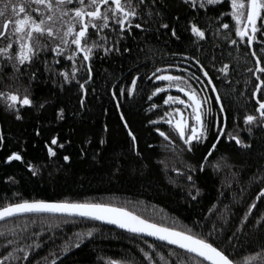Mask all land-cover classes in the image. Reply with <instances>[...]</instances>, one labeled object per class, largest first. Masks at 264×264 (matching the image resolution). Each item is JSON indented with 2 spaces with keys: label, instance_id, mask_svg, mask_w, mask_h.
Instances as JSON below:
<instances>
[{
  "label": "trees",
  "instance_id": "obj_1",
  "mask_svg": "<svg viewBox=\"0 0 264 264\" xmlns=\"http://www.w3.org/2000/svg\"><path fill=\"white\" fill-rule=\"evenodd\" d=\"M4 2L19 4L24 0ZM68 6L79 5L73 0ZM149 7L159 11L178 28L180 39L170 35L171 27L167 30L159 27L157 21L163 23L164 20L155 12L149 15ZM230 8V0H217L215 4L196 10L177 0H157L155 5L151 0H145L141 5V22L145 28L133 26L131 33L126 32L119 42L120 52L96 54L91 58L93 79L87 85L86 94L78 87L79 81L87 78L86 70L81 69L78 77L63 82V86L60 77L46 70L41 62L45 58L54 67L68 70L71 67V60L65 54L57 57L58 64L53 60L56 53L51 52L52 41L46 37L41 40L49 46L48 49L32 62H25L29 66H22L18 73L5 65L0 56V92H17L21 98L28 94L35 102V106H19L21 118H17L15 110L8 109L4 98H0V134L4 137L0 141V206L20 199L114 203L169 227L192 231L195 226L196 233H203L218 247L227 249L230 258L239 264H264V257L256 255L264 248V223L258 222L264 220V197L256 200V193L264 187V125L252 124V130L248 131L249 126L243 122L244 115L255 114L256 101L252 92L258 80L252 75L256 67L249 47L243 42L234 46L225 39L235 36V21ZM221 12L225 15L215 20ZM22 15L17 9L15 15L9 12L0 16V27L4 19H9V29L13 28L14 20ZM34 15L39 18V14ZM189 19H195L201 27L207 28L206 37L198 46L191 43L195 37L186 27ZM222 22L229 23V29L221 28ZM257 23H261L259 18ZM104 31L114 35L112 29ZM91 32L94 34L95 30ZM94 38L93 35L89 39ZM6 43L5 38L0 37V47ZM260 47L264 45L254 43L252 50L264 57ZM17 49L18 45L14 43L13 50ZM184 52L200 58L210 70L225 105L227 130L239 135L247 146L238 145L225 136L218 142L210 159L203 160L216 135L210 124L208 140L196 146L194 151H188L173 127L166 121L156 120L169 108L163 103L169 93L185 96L175 88L153 97L151 102L156 103L158 109L148 111V94L161 86V82L151 76L142 77L165 64H177L179 67L171 69L174 74L188 76L185 69H190L195 73V76H189L192 86L202 90L200 95L213 97L204 105V117L206 124L209 121L214 124L219 114V105L214 100L216 93L190 56L181 55ZM226 62L231 78L221 80L218 70ZM32 72L37 73L35 79H30ZM137 72L141 73V78H138L134 97H120V101L121 110L138 137L140 155L132 150L131 139L111 97L113 88H127ZM82 94L85 95L83 105L80 103ZM257 96L264 97V94L258 92ZM172 104L183 109L178 101ZM208 104L214 109L211 114L207 112ZM60 107L65 109L63 119L57 117ZM190 111H185V115L188 116ZM189 119L191 122V117ZM149 121L155 123L149 124ZM104 124L108 125L106 131ZM157 127L167 132L171 139L166 140L156 133ZM52 136H57L64 147L57 146L56 155L49 157L45 141L50 142ZM101 137L106 141L102 145L99 144ZM81 148L85 150L84 155H81ZM12 151H19L23 160L7 161L6 157ZM64 154L71 159L64 161ZM202 161L206 165L204 170L193 173L199 191L190 192L192 184L187 181L185 172L178 174L175 169L187 170L188 164L198 167ZM29 162L36 166L35 174L27 167ZM217 163L218 168L214 166ZM6 177L13 179L9 181ZM253 200H256V207L242 223ZM89 228L93 229V235L85 236L76 245L74 234ZM212 229L215 234L210 232ZM5 235L7 239L15 240L10 247L2 242ZM233 236L235 238L229 240ZM69 237H72L69 250L61 254L63 242ZM33 241L39 246L33 248ZM152 244L157 247H150ZM21 245L29 248L27 260L23 259ZM12 248L20 249L14 253L20 260L8 257ZM141 249L150 251L157 264H188V257L182 250L94 221L59 215H28L0 223V255L5 256L0 264H45V259L47 264H53L52 253L58 257L55 264H108V258L145 264L147 258ZM157 252L163 257L156 255ZM193 264L197 262L193 261Z\"/></svg>",
  "mask_w": 264,
  "mask_h": 264
},
{
  "label": "snow or ice",
  "instance_id": "obj_2",
  "mask_svg": "<svg viewBox=\"0 0 264 264\" xmlns=\"http://www.w3.org/2000/svg\"><path fill=\"white\" fill-rule=\"evenodd\" d=\"M145 0H77L79 6L69 7L73 3V0H24V3H5L4 0H0V16L8 15L9 12L13 15L19 13L23 14L21 18L14 20V27L9 29L10 20L4 19L3 25L0 27V37L5 38L6 45L0 47V56L4 58L2 61L5 65L12 67L14 72H19L22 66L26 65L25 62H32L37 55L42 51L48 49V45L43 43L41 37H46L52 41L51 52L56 53L53 60L59 63L57 57L61 54H65L66 58L71 60L70 70L62 67H54L47 58L41 62L45 65L46 70L60 77L61 86L63 82L70 81L79 76L81 69L86 70V79H81L78 83V87L82 93H87L88 83L93 79L92 76V62L91 58L96 54H108L110 52H120L119 46L120 39L127 33H131L133 26L137 29H144L145 25L142 20L141 5ZM217 0H186V3L191 8H204L207 5L215 4ZM157 0H151V4L155 5ZM35 4V7H31ZM230 12L231 17L235 21V36L225 37L228 44L234 46L243 42L249 47H252L254 43L264 45V0H230ZM103 6V7H102ZM246 8V13H245ZM39 14L37 19L34 14ZM155 12L160 16L163 23L159 24L162 29H169L171 27L170 35L176 39H180L178 35V28L174 24H170L165 17L160 15V12L154 8L149 7L148 13L151 15ZM58 13V15H57ZM225 15L221 12L219 16L214 19L219 20L220 16ZM140 17V20H134V18ZM258 18L261 23H257ZM115 27H113V23ZM211 23V21H208ZM57 24L66 25L65 27H58ZM78 25V27H77ZM187 30L195 37L191 41L193 45L202 42L206 37L207 28L201 27L199 22L195 19H189L186 23ZM220 27L223 29H229L230 25L227 22H222ZM90 28L95 30L93 34L90 32ZM112 29L114 35H108L104 30ZM126 30V31H125ZM219 35V33L217 32ZM94 35V39H89ZM238 38V39H237ZM58 41V42H57ZM14 43L18 45L17 50H13ZM125 52L130 51L124 49ZM260 52H264V47L259 48ZM82 53V56L79 54ZM182 56H190V59L198 66L199 71L202 72L203 77L206 78V82L211 86L213 92L216 93L214 100L219 105V114L216 115L214 124L209 121L206 124L204 112V105L213 100V97L207 95H200V91L192 86L189 76H195V73L190 69H185L189 73L188 76L176 75L171 69L179 67L177 64H165L162 67H157L154 71L149 72L142 78L151 76L153 79L160 81L161 86L155 87L149 94V106L148 111L152 109H158L156 103H152V98L157 94L163 93L165 90L172 88L178 89L180 93H184L185 96L172 95L169 93L164 99L163 103L169 105L167 111L163 115L157 116L156 120L166 121L167 125L173 127L178 137L183 141L188 151H194L196 146L204 143L208 140L209 125L215 128V138L211 142L210 147L203 157V160H209L214 150L218 147V142L227 137L228 140L235 141L236 144H245L239 135H234L227 130V115L225 112V105L222 102V95L218 91L217 84L213 82V76L210 74V70L206 67L201 59L195 55H190L187 52L181 53ZM252 56L256 57L255 67L257 71L252 75L256 76L259 81L255 84L252 92L253 97L256 98L255 114L249 113L243 116V122L248 127V131H251L250 125L261 124L264 125V97L257 96V92L264 94V57L257 55V51L253 50ZM79 56V60L77 57ZM215 58L213 57V60ZM79 64V67H78ZM215 67V64H213ZM221 73L220 79H230L229 64L223 63L219 70ZM37 77L36 72L30 73V79ZM138 78H141V73L137 72L131 77L130 85L125 87L113 88L111 90V97L114 101V106L119 112V119L121 120L123 127L126 129L128 136L131 139L132 150L140 155L138 148V137L132 130L129 122L125 116V112L121 110L122 105L120 97H134L137 88ZM199 79V78H197ZM53 83H57V80H53ZM95 91V89H93ZM0 98H4L6 107L10 110H15L17 118H21L19 106H35V102L28 94L23 95L21 98L17 92H0ZM85 101V95L80 96V103L83 105ZM179 102L183 105V109L178 106H173L172 102ZM42 106V105H41ZM190 109L188 116L185 115V111ZM107 111V109H105ZM65 109L60 107L57 109V117L63 119ZM207 112L209 114L214 112L211 104H208ZM178 114V115H177ZM189 117H191V122ZM155 121H149V124H153ZM104 130L108 129V125L104 124ZM155 132L166 140H170L171 137L167 132L163 131L161 127L155 128ZM39 134V129H37ZM4 139L0 134V141ZM105 138L101 137L99 144H104ZM90 143V141H85ZM47 148V154L49 157L56 155L57 146L63 148L64 144L59 142L57 136H52L51 141H45ZM245 146H247L245 144ZM151 147V146H149ZM99 151V149H97ZM85 154V150L81 148V155ZM13 159L23 160V157L19 151H12L7 157V161ZM71 157L68 154L63 155L64 161H69ZM222 159V158H221ZM215 167H220L217 163ZM29 169L33 170V174L36 173V166L29 162L27 164ZM206 167L203 161L198 167H193L191 164L187 165V170L176 168L175 171L179 174L185 172L187 181L192 184L189 191H199V188L195 187L193 173L204 170ZM11 181L12 177H6ZM264 182V181H262ZM264 197V187L259 189L256 193V200ZM256 200L248 206L247 212L242 218V223L248 219V215L252 213L256 207ZM212 211L211 209L209 210ZM31 212H52V213H67L72 219H84L90 218L91 220L108 221L120 228L126 229L133 233H148L151 236H155L162 241L168 242L170 245H177L179 248L185 250V256L188 257V264H193L196 261L197 264H239L238 261L230 258V254H227V249H221L216 245L214 241L209 238H205L203 233H196L193 226L192 231L180 230L176 227H169L165 223H157L151 219H146L141 215H138L135 211H130L127 207L118 206L114 203H105L90 200H42V199H20L18 202L6 203L5 206H0V218L14 217L21 213ZM259 223H264V220H258ZM43 230V229H42ZM212 234H215L214 229L210 230ZM75 235V244L78 245L85 237H91L93 235V229L89 228L86 231L77 232ZM235 237H229V240ZM72 237H69L68 241L63 242L61 254L69 250V243ZM3 244L11 246L15 243V240L3 239ZM36 241L32 242V247H38ZM152 248H156L157 245H150ZM22 249V256L24 260L29 258V248L20 246ZM20 249L12 248L8 252V257L13 260H20V257L14 255ZM144 257L147 258L145 264H157L154 260L153 254L150 251L141 249ZM156 255L163 257L162 253L157 252ZM260 255L264 257V248L261 249ZM53 264L58 259L54 253H52ZM5 256L0 255V261H4ZM45 264L47 260L45 259ZM108 264H133L131 260L120 259L112 260L108 258Z\"/></svg>",
  "mask_w": 264,
  "mask_h": 264
},
{
  "label": "water",
  "instance_id": "obj_3",
  "mask_svg": "<svg viewBox=\"0 0 264 264\" xmlns=\"http://www.w3.org/2000/svg\"><path fill=\"white\" fill-rule=\"evenodd\" d=\"M249 47V46H248ZM250 49V52L252 53V47H249ZM82 55V53H81ZM254 60H256V57H254ZM255 71H257V69H255ZM259 82V81H258ZM178 90V89H177ZM258 93V92H257ZM255 101H256V97H254ZM17 160V159H16ZM28 215H59V216H65V217H70L69 214L67 213H52V212H31V213H21V214H17L16 216L14 217H8V218H0V223L1 222H4L6 220H9V219H13V218H16V217H22V216H28ZM83 220H89V221H94V222H98V223H101V224H104V225H107V226H110L114 229H117V230H120V231H123V232H126V233H129V234H132V235H136V236H140V237H143V238H146V239H149V240H153V241H156V242H159V243H162L164 245H168V246H171V247H174V248H177L179 250H182L185 252V250L179 248V246L177 245H170L168 242L166 241H162L160 240L159 238L155 237V236H151L150 234L148 233H133V232H130L126 229H123V228H120L118 225H115L113 223H110L108 221H101V220H91L90 218H84Z\"/></svg>",
  "mask_w": 264,
  "mask_h": 264
},
{
  "label": "flooded vegetation",
  "instance_id": "obj_4",
  "mask_svg": "<svg viewBox=\"0 0 264 264\" xmlns=\"http://www.w3.org/2000/svg\"><path fill=\"white\" fill-rule=\"evenodd\" d=\"M180 4H182V5H187L190 9H192V10H196V9H200V8H196V9H193V8H191L190 7V5L188 4V3H186V0H177ZM103 7V6H102ZM136 18H134V20H135ZM113 23V27H115V23L114 22H112ZM94 29H91L90 28V32L91 31H93ZM126 31V30H125Z\"/></svg>",
  "mask_w": 264,
  "mask_h": 264
},
{
  "label": "rangeland",
  "instance_id": "obj_5",
  "mask_svg": "<svg viewBox=\"0 0 264 264\" xmlns=\"http://www.w3.org/2000/svg\"><path fill=\"white\" fill-rule=\"evenodd\" d=\"M80 56H82L81 54H79ZM178 115V114H177Z\"/></svg>",
  "mask_w": 264,
  "mask_h": 264
}]
</instances>
